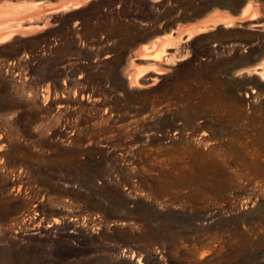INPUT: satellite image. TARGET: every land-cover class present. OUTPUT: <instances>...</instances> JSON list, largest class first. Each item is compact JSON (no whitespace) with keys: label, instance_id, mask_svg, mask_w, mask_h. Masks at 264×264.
Masks as SVG:
<instances>
[{"label":"rangeland","instance_id":"1","mask_svg":"<svg viewBox=\"0 0 264 264\" xmlns=\"http://www.w3.org/2000/svg\"><path fill=\"white\" fill-rule=\"evenodd\" d=\"M248 5L253 21L185 42ZM48 13L0 43V264H264V81L247 73L264 63V0ZM164 37L181 39L178 65L129 88Z\"/></svg>","mask_w":264,"mask_h":264},{"label":"bare ground","instance_id":"2","mask_svg":"<svg viewBox=\"0 0 264 264\" xmlns=\"http://www.w3.org/2000/svg\"><path fill=\"white\" fill-rule=\"evenodd\" d=\"M83 1L85 0H62L59 2L58 5L53 7L52 5H43V3H39V2L12 3L3 0L2 3L0 2V43L6 39H9L14 34V32H20L21 35H24L28 32H33L40 28L44 29L43 28L44 24L46 23V21L50 19L43 20L45 13L42 15L40 14L38 16L37 15L33 16V14H39L46 11H51L52 13L57 11L67 12L68 10L70 11V9L80 7V3ZM244 9L245 10L240 17H234V16L232 17L228 12H226L228 14L225 15L224 13L221 12L212 13V15H210L208 19L201 21V23H199L198 25H195V27L192 29L188 37L185 38L186 40L185 39L182 40H185V42L190 41L191 36H193V34L197 35L198 33L207 32L208 30L213 29L216 26L228 27L235 25L237 21L240 22H244L246 20L253 21L254 18L253 12L258 11L256 10L258 9V7L256 6L254 7L253 5H248ZM52 13L51 14L48 13V15L46 14L48 18H51L53 16ZM256 23L257 26L260 25L264 28V23L260 22V20L257 19ZM175 39L173 38L166 39V37H164L163 39L157 38L154 39L149 44H146L140 48L139 52L136 53V56H139L140 62L139 63L135 62L136 60L134 61L133 59L129 63L130 68L128 67L127 71L125 70L126 79L129 88L139 89L155 84L159 80L160 75H162V72L164 70L170 71L172 70V67L178 65V62L180 60L175 59L174 57L176 56L175 54L177 49L173 45L175 44V42L176 43H178L179 41L181 42V39H179L178 42ZM172 48L173 50L174 49L175 50L173 52L172 51L170 52L169 49ZM167 55L168 57H166ZM145 62L146 65L144 64ZM150 67H153L154 68L153 70L158 71V73L147 76L145 74L143 75V73ZM252 71L258 73L264 81V63L261 62L259 68L254 67L250 71H247V73H250ZM148 72H150V70H148Z\"/></svg>","mask_w":264,"mask_h":264},{"label":"water","instance_id":"3","mask_svg":"<svg viewBox=\"0 0 264 264\" xmlns=\"http://www.w3.org/2000/svg\"><path fill=\"white\" fill-rule=\"evenodd\" d=\"M235 13H237V14H238V13H239V11L237 10V11H235Z\"/></svg>","mask_w":264,"mask_h":264}]
</instances>
